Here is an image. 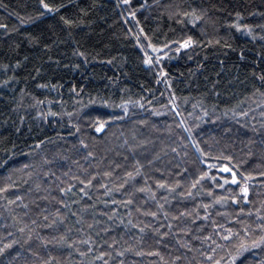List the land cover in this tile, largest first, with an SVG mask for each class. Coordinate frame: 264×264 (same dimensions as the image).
Listing matches in <instances>:
<instances>
[{
    "label": "trees",
    "instance_id": "obj_1",
    "mask_svg": "<svg viewBox=\"0 0 264 264\" xmlns=\"http://www.w3.org/2000/svg\"><path fill=\"white\" fill-rule=\"evenodd\" d=\"M46 2L0 0V264H264V0Z\"/></svg>",
    "mask_w": 264,
    "mask_h": 264
},
{
    "label": "snow or ice",
    "instance_id": "obj_2",
    "mask_svg": "<svg viewBox=\"0 0 264 264\" xmlns=\"http://www.w3.org/2000/svg\"><path fill=\"white\" fill-rule=\"evenodd\" d=\"M40 4L42 5V7L44 9H46L48 12H57L59 11V8L60 7H63V5H60V6H55L53 4H50V3H47L46 0H39ZM124 3L127 4L129 3V0H124ZM185 15H187V13H185ZM199 17H197L198 19ZM65 23H68V24H71L72 21H69V20H65ZM0 27H3V25H0ZM261 39H264V37H262ZM192 43L191 41V38H189L187 41L184 42V44L182 45L183 47H188V45ZM151 47V45H149ZM156 50V49H154ZM145 63L146 64H151L152 63V60L149 58V59H146L145 60ZM261 80H264V76L261 77ZM104 127L103 124H101L99 127L96 128V131L99 132L102 130V128ZM91 155V153H90ZM227 159H230V158H227ZM211 167H215V165H211ZM221 171L222 172H225V173H231V183L232 184H238V179H237V174H236V171L233 170V168L231 167H228L227 165L223 166L221 168ZM129 176H131L132 174L129 173L128 174ZM205 175H207V173H205ZM247 179V178H246ZM89 183H91V181H89ZM229 183V180L228 179H224V184H227ZM161 187L163 185H160ZM223 185H221L222 187ZM83 190V189H82ZM240 190L241 192L244 194L243 195V198L246 200L247 199V195H248V187H247V184H243L242 186H240ZM63 191V189H62ZM140 191H144V189H140ZM19 199V197H18ZM128 203H131V201H128ZM207 207V206H205ZM241 211H243V209H241ZM151 215H155V213H151ZM264 227V226H262ZM21 231H23V229H21ZM247 234V233H245ZM237 235H239L237 233ZM232 236V232H231V229L228 230V235L224 236L223 239L225 240H229L230 237ZM264 244V236H261L258 240L257 239H254L251 241V247H258L260 245ZM6 247H10V245H7ZM249 247V245L247 244L246 241H242L238 246H237V255H239L240 253L244 252L247 250V248ZM0 251H3V249H0ZM211 259V257H210ZM230 259L234 262L236 257H230ZM215 264H221V261L220 260H216L215 261Z\"/></svg>",
    "mask_w": 264,
    "mask_h": 264
},
{
    "label": "rangeland",
    "instance_id": "obj_3",
    "mask_svg": "<svg viewBox=\"0 0 264 264\" xmlns=\"http://www.w3.org/2000/svg\"><path fill=\"white\" fill-rule=\"evenodd\" d=\"M237 23H238V22H236L235 27H236V29H237L239 32H241L243 35L248 36V37H250V38H253V37H254V34L252 33V30H251L250 27L239 26ZM242 30H243V31H242ZM99 126H100V125H98L97 127H99ZM102 129H103V128H102Z\"/></svg>",
    "mask_w": 264,
    "mask_h": 264
}]
</instances>
